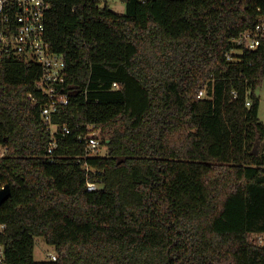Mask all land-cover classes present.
<instances>
[{
	"label": "trees",
	"instance_id": "trees-1",
	"mask_svg": "<svg viewBox=\"0 0 264 264\" xmlns=\"http://www.w3.org/2000/svg\"><path fill=\"white\" fill-rule=\"evenodd\" d=\"M47 1L70 94L50 156L41 66L0 54L7 263L264 264V40L238 43L264 0ZM91 127L103 156L79 139ZM38 237L56 261L35 260Z\"/></svg>",
	"mask_w": 264,
	"mask_h": 264
},
{
	"label": "built area",
	"instance_id": "built-area-1",
	"mask_svg": "<svg viewBox=\"0 0 264 264\" xmlns=\"http://www.w3.org/2000/svg\"><path fill=\"white\" fill-rule=\"evenodd\" d=\"M50 9L47 0H0V54L14 57L26 62H36L41 66L42 73L35 82L36 89L45 97L46 103L42 106L41 117L51 131V141L47 153L50 156L57 147L56 133L59 126L53 123V116L61 107L70 103V94L65 90L66 61L63 54L53 52L46 40V14ZM259 11H262L259 9ZM264 40V13L260 15L255 27L244 32L238 43L248 49H256ZM117 87V84H114ZM206 90H201L200 97H205ZM33 102L37 99L29 96ZM250 106V102L247 103ZM79 139L84 140L87 156H103L106 146L98 137L94 127ZM64 127L61 133H68ZM106 152V150H105ZM2 155V153H1ZM100 188L98 183H88V191ZM7 228L0 224V264H8L4 244L1 238ZM256 240L264 245V234ZM49 260L56 261L57 255L49 254Z\"/></svg>",
	"mask_w": 264,
	"mask_h": 264
},
{
	"label": "rangeland",
	"instance_id": "rangeland-1",
	"mask_svg": "<svg viewBox=\"0 0 264 264\" xmlns=\"http://www.w3.org/2000/svg\"><path fill=\"white\" fill-rule=\"evenodd\" d=\"M101 5L104 6L105 3L109 5V7L116 13L118 14H125L126 13V5L123 2V0H99ZM236 53H240L237 51ZM257 95L261 99L260 103V110H259V115L260 119L262 122H264V81L262 85L257 89L256 91ZM105 147L103 149L104 153L105 152ZM262 150L264 151V148L262 147ZM2 148H0V154L2 153ZM56 253L54 249L48 245L45 240L41 237L36 238V246H35V260L40 262V261H45L49 259V254L50 253Z\"/></svg>",
	"mask_w": 264,
	"mask_h": 264
},
{
	"label": "water",
	"instance_id": "water-1",
	"mask_svg": "<svg viewBox=\"0 0 264 264\" xmlns=\"http://www.w3.org/2000/svg\"><path fill=\"white\" fill-rule=\"evenodd\" d=\"M12 195V190L10 185H5L0 189V206L5 203Z\"/></svg>",
	"mask_w": 264,
	"mask_h": 264
}]
</instances>
